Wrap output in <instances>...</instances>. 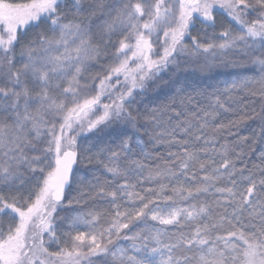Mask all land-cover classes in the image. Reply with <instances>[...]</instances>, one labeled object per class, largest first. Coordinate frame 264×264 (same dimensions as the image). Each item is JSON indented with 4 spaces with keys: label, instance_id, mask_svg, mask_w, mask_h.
Returning a JSON list of instances; mask_svg holds the SVG:
<instances>
[{
    "label": "snow or ice",
    "instance_id": "obj_1",
    "mask_svg": "<svg viewBox=\"0 0 264 264\" xmlns=\"http://www.w3.org/2000/svg\"><path fill=\"white\" fill-rule=\"evenodd\" d=\"M0 264H264V0H0Z\"/></svg>",
    "mask_w": 264,
    "mask_h": 264
},
{
    "label": "trees",
    "instance_id": "obj_2",
    "mask_svg": "<svg viewBox=\"0 0 264 264\" xmlns=\"http://www.w3.org/2000/svg\"><path fill=\"white\" fill-rule=\"evenodd\" d=\"M165 79H167V77H165ZM163 151V150H162Z\"/></svg>",
    "mask_w": 264,
    "mask_h": 264
}]
</instances>
